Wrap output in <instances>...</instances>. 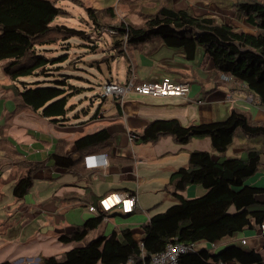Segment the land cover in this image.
<instances>
[{"label":"trees","instance_id":"trees-1","mask_svg":"<svg viewBox=\"0 0 264 264\" xmlns=\"http://www.w3.org/2000/svg\"><path fill=\"white\" fill-rule=\"evenodd\" d=\"M232 6L237 18L244 19L255 33L219 21L214 16H197L188 9L163 6L156 14L146 17L141 26L126 21L112 25L117 35L114 47L123 53L126 46L160 38L168 47L182 48L188 61H193L198 48L202 47L213 65L209 72L212 80H219L220 74L232 75L264 106V0H234ZM86 10L97 27H101L103 21L112 23L117 19L113 7ZM64 13L52 0H0V61H8L4 71L11 80L33 75L50 76L51 68L65 60L66 56L47 57L36 50L37 46L47 42H38V39L53 29H64L71 37H84L83 31L66 26L52 27L53 21ZM64 83L55 80L53 86L47 87L39 86V82L35 87L23 83L21 100L34 111H41L43 117L60 121L72 109L69 105L71 94L61 86ZM239 134L264 139V123L253 122L243 111L233 108L227 120L215 123L183 126L176 119L157 120L147 125L142 133L135 134L134 141L150 143L171 135L179 144L185 145L194 137H209L213 148L224 153ZM110 138L109 131L101 129L78 139L75 148L84 153L104 145ZM263 156L264 144L260 148H248L245 158L218 160L208 151L192 152L188 166L173 172L166 186L172 189L178 203L166 212L150 217L143 226L142 240H137L129 228L114 231L110 236L98 237L67 251L62 259L48 257L42 264H129L131 261L130 264H146L155 254L165 251L171 242L214 244L246 229L258 230L264 223V201L258 200L264 196V189L251 186L248 181L259 171ZM51 158L56 166L65 170L78 165L72 154L56 153ZM39 168H42L41 164H28L27 174L13 189L17 199L25 198L30 192ZM193 184L202 185L207 191L201 197L187 199L181 192ZM104 218L105 214L89 218L73 232L62 235L60 240L80 244L101 226ZM179 263L264 264V248L259 252L231 245L217 254L209 250L189 252L180 257Z\"/></svg>","mask_w":264,"mask_h":264},{"label":"crops","instance_id":"crops-1","mask_svg":"<svg viewBox=\"0 0 264 264\" xmlns=\"http://www.w3.org/2000/svg\"><path fill=\"white\" fill-rule=\"evenodd\" d=\"M52 1L56 2L57 6L64 5L58 3L62 0ZM69 1L76 6L81 4L85 8H92L86 6L87 0ZM100 1L103 4L101 5L102 9L113 7L122 13L121 16H127L123 12V8H125L131 21L138 26L143 25L144 18L147 16L141 12L140 0ZM163 1H169L168 6H172L176 10L188 9L195 15H199V9L211 8L214 4L208 0ZM131 3H136V5H131ZM217 10L227 14V16H223L217 13L221 21L231 23V21L237 20L234 10L222 9L221 5L218 6ZM64 12L66 15L65 17H63L64 15L61 16V18L75 17L69 11L64 10ZM52 27L55 28L56 26L52 23ZM52 31L60 30L53 29ZM245 31L255 33L256 30L252 28ZM51 43L53 41L47 40L46 43L37 46V48ZM131 49L137 51L135 56L137 65L133 60L127 65L126 81L131 79V76L140 81H160L168 76L175 81L188 83L191 87L189 95L187 97L153 98L130 93L121 100L116 98L109 100L106 97L96 115L89 120H87L89 112H84L81 115L76 114L72 118L70 111L64 119L57 122L43 117L41 111H33L18 100L15 101V105H6L2 108L3 112L2 110L0 112V122L6 113L8 117L5 118L4 126H9L11 133L0 137V157L6 152V157H13L16 164L23 169L28 170L30 163L41 164L42 168L35 172L34 185L25 198L21 200L17 199L14 194L8 196V187L5 184L9 181H13V187L16 184L15 177L10 178L12 170L8 171L6 175L0 173L1 211L3 208L14 207L19 209L22 215H28L30 218L47 215L55 218L56 226L63 225L62 229L57 228V231L71 233L75 227L83 225L87 219L96 216L87 208L90 209L92 205L99 207L101 198L112 193L130 194L137 198L134 211L123 213L121 207L113 208L107 214V222L102 223L104 227L99 229L96 235L110 236L114 231L131 228L134 237L137 240H142L144 236L143 226L150 219L149 216L146 219L144 214L147 211L144 208L151 205L147 202L144 192L153 193L161 190L162 187L167 189L170 175L183 166H188L189 155L195 151H206V148L211 147L212 141L209 137H205L196 140L197 144H193L191 140L188 144L179 145L173 136L167 135L156 142L138 144L139 142L130 140L129 133H142L147 125L157 120L176 119L183 126L221 122L230 117L233 108L243 111L253 122L264 123V106L260 104L258 97L249 91L244 83L237 80L224 82L221 80V74L219 80L211 79L209 72L213 65L203 48L204 53L200 52L199 62H195L199 53L198 50L196 58L193 61H188L182 48L168 47L160 38H153L133 45ZM40 52L47 57H52V53L48 49H43ZM250 95L255 97L252 102L249 100ZM101 129H107L111 135V138L104 145L84 153L76 151L75 142L78 139ZM238 137L254 139L243 134H239ZM255 138H261L260 147H262L264 144L263 137ZM56 153L72 154L73 158L78 161L77 167L65 170L56 166L51 158ZM94 155H106L107 165L90 167L86 158ZM214 158L217 159L216 156ZM159 159L162 160V163L158 161ZM94 162L101 163L98 158ZM4 179L10 180L5 182ZM37 181H40V188L38 189ZM248 184L264 189V169L260 168L257 174L248 181ZM206 191L202 185L193 184L189 185L181 194L187 199H192L203 196ZM258 200L264 201V196L261 195ZM34 207L37 209V213L34 215L28 213ZM65 214L68 216L66 217ZM3 219L6 220L4 212L0 217V222ZM42 228H44L45 233L54 229L53 226ZM4 234L7 238H1L0 235V247H3L7 241L13 242L14 240V235L8 237L9 231ZM242 240L247 241L246 245L242 244ZM231 245H237L248 251L263 252L264 237L260 234L259 229H246L233 238H226L218 243L197 242L196 251L209 250L217 254ZM24 258L28 261L27 264H33L29 262L32 261V257L26 256L18 257L14 260L16 261L14 264L23 261Z\"/></svg>","mask_w":264,"mask_h":264},{"label":"rangeland","instance_id":"rangeland-1","mask_svg":"<svg viewBox=\"0 0 264 264\" xmlns=\"http://www.w3.org/2000/svg\"><path fill=\"white\" fill-rule=\"evenodd\" d=\"M87 1V7H92L97 10L102 9L101 5L103 4L100 0ZM208 1L214 3L212 7H205L201 10L199 9L200 13L197 16H214L219 21H221L217 13L223 16H227V14L226 12L218 11V6L221 5L222 9L228 8L234 10V7L232 6L234 0H220V2L219 0ZM58 3H63L64 5L61 4L58 6L66 11H69L70 13H73L75 17H58L53 21V25H65L68 28L83 31L85 34L84 37H71L68 35V32L63 29L60 31H51L48 35L38 39V42L41 40H49L50 42L53 41V43L38 47L36 49L37 51L48 49L51 51L52 57L58 58L61 56H66L65 60L59 62V64L51 68L52 71L49 72L51 74L50 76L33 75L20 78L18 81H13L4 71V65L6 64V61H0V112L2 108L6 107V105H15V101L17 100L22 102L20 92L24 90L23 83H27L29 87H35V83L39 82V86L47 87L53 86L54 81L59 80L65 82L61 86L67 90V94H71L69 97V105H72V118H74L76 114L81 115L84 112H89L87 118V120H89L96 115V112L102 105L103 99L106 98V96H103V86L108 83H125L127 76V65L131 60H133V62L137 65V61L135 59L137 54L136 49L132 50L131 47L124 46L125 50L123 53H121L120 50H116L114 47V41L116 40L117 35L112 34V31L114 30L111 28L112 25H120L121 21H126L138 26L131 21L128 16V11L125 8H123V12L124 15L127 16H121L122 13L117 11L116 20H113L112 23L111 21L105 22L102 20V26L97 27L88 17L86 8L83 5L79 4L80 6H76L69 0L58 1ZM168 3L169 1L163 0H140V4H142L141 12L147 15L144 18L143 24L146 22V17L156 14L160 8L163 6H168ZM132 4L136 5V3H131V5ZM198 7L200 8L201 6ZM196 11L198 12V10ZM97 13L101 15L100 12ZM65 15L66 13L63 17H65ZM236 19L237 20L235 21H231L229 19V21H231V23H229L244 31L252 29L244 19ZM114 31L116 32V30ZM202 50V47H199V53L195 62H199V54ZM40 51L38 52L41 53ZM108 98L109 100L113 99V97ZM30 109L33 110L32 108ZM7 117L8 116L5 113L3 120L0 122V137L11 133L10 127L4 126L6 122L5 118ZM199 139V137H194L192 138L191 142H193V144H197L196 140ZM252 146L260 147L261 138L246 139L237 137L235 142L224 153L217 152L213 148L212 144L210 148H206V151H209L213 157L216 156L218 160L229 158H245L246 149ZM158 161L161 162L162 160L159 159ZM260 168L264 169V157L262 158ZM10 170H12V176L10 178L12 179L15 177L16 183L20 180L22 175H25L28 171L17 165L13 157H6L5 152L3 156L0 157V173L6 175V173ZM21 170L22 173H20ZM9 180L10 179H4L5 182H8ZM12 183L13 181H9L5 184V186L8 187V196H13L14 187ZM39 184L40 181H37V189L40 188ZM139 193L141 192L139 191ZM144 194L147 202L151 203L148 208H144V210L147 211V213L144 214L146 219L155 214L164 213L170 207L178 203V200L172 194V189H165L162 187L159 191H154L153 193L144 192ZM87 210L90 209L87 208ZM3 212L5 214L6 220L3 219L0 222L1 238H7L4 236V233L9 231L8 237L14 235V240L13 242L7 241L4 243L3 247H0V264L7 261H12L14 264L16 262L14 260L20 256H26L29 258L32 257V261L29 262L33 264H42L44 259L51 256H56L62 259V256L67 251L88 244L90 241L101 237L102 234L100 236H97L96 234L99 229L104 227V224H102L80 244L65 243L60 240V237L66 233L64 231H57V228L61 230L63 225L56 226L55 218L47 215L39 216L37 218H30L28 215H22V212L19 209H15L14 207H7L3 208L2 211L0 210V217L3 215ZM28 213H32L34 215L37 213V209L34 207L32 210H29ZM65 215L66 217L68 216V214ZM45 226H53L54 229H50L45 233L44 228H42ZM27 263L28 261L26 258H24L23 261H19L17 264Z\"/></svg>","mask_w":264,"mask_h":264},{"label":"built area","instance_id":"built-area-1","mask_svg":"<svg viewBox=\"0 0 264 264\" xmlns=\"http://www.w3.org/2000/svg\"><path fill=\"white\" fill-rule=\"evenodd\" d=\"M112 34H116L113 30ZM221 80L224 82H233L236 79L229 74H221ZM238 81V80H237ZM191 87L188 83L178 82L166 76L160 81H140L132 76L131 79L125 83H108L103 86V96L113 97L116 99H124L127 94L135 93L142 96H149L153 98H167L173 96L187 97L190 93ZM252 102L255 100L254 95L249 96ZM131 141L136 139L134 133H129ZM100 159L101 163H95V159ZM90 167H97L98 165L105 166L108 163L106 155H94L86 158ZM137 205V198L125 193H112L99 200V207L92 205L90 212L94 215L105 214L104 222H107V214L115 207H121L123 213H131ZM260 234L264 237V223L259 228ZM247 241L242 240V244L246 245ZM196 243L184 244L180 242H171L167 245L165 251L155 254L151 261L146 264H180L179 260L183 254L195 252ZM132 263V261L130 262ZM129 263V264H130Z\"/></svg>","mask_w":264,"mask_h":264}]
</instances>
